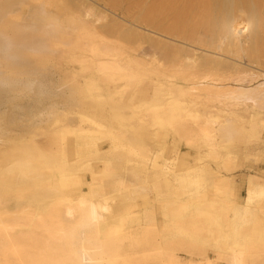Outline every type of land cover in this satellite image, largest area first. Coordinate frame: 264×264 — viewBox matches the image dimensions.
<instances>
[{
  "label": "bare ground",
  "instance_id": "bare-ground-1",
  "mask_svg": "<svg viewBox=\"0 0 264 264\" xmlns=\"http://www.w3.org/2000/svg\"><path fill=\"white\" fill-rule=\"evenodd\" d=\"M27 1L0 0V96L39 94L33 75L41 73L28 68L27 54L55 49L75 87L62 94L106 102L108 113L82 112L73 126L54 105L47 130L33 127L29 138L0 115V264H264V179L250 175L241 201L234 174L249 169L241 162L248 155L233 151L263 142L264 91L241 82L264 64V0H151L143 17L156 24L165 9L187 21L165 33L187 47L155 26L146 33L112 18V4L130 0H32L23 19ZM112 36L138 50L148 44L151 55L118 54L105 46ZM125 110L147 150L136 174L147 175L154 160L162 178L154 201L146 182L122 177L117 159L88 175L76 165L103 156L84 124L99 134L109 128L111 149L130 145L132 153ZM187 157L196 161L188 173Z\"/></svg>",
  "mask_w": 264,
  "mask_h": 264
},
{
  "label": "rangeland",
  "instance_id": "rangeland-1",
  "mask_svg": "<svg viewBox=\"0 0 264 264\" xmlns=\"http://www.w3.org/2000/svg\"><path fill=\"white\" fill-rule=\"evenodd\" d=\"M102 4L104 3L101 2V8H103ZM152 4L153 1L151 0H130L129 2L125 1L121 5L112 4V9L114 12H111L114 14H112L111 16L112 18L119 19H122L121 17H126L128 21H137L139 24L143 25V28L141 30L146 33H150L149 28L155 26V28H158V31H164L163 33H161L163 34V36L159 35L161 38L167 41H174L187 47V41L186 43L184 42L185 44H183L181 43L182 41L180 39L171 40L172 37L170 36V34L165 36L166 32L172 33L173 27L178 24L179 20H181L173 16L171 11H167L165 9V11L163 10L164 13H162L163 11H161L158 19L159 22L156 24L147 21L143 17L142 12L149 11ZM32 5H34L32 0L25 3L23 9L24 12L21 15L23 19H29L31 11L30 7ZM181 22L183 24H187V21L181 20ZM106 40L109 43L105 44V46H109L110 48H119L116 50L119 51V53L117 52L118 54H120L121 51H124L126 54L135 52L136 50H138L139 46V43H130L125 39H119L113 36L107 37ZM144 50H147L146 53L151 55V49L148 44L142 45L137 54H145L143 53ZM55 51V49H49L39 55L27 54V56L29 57V60L27 61L28 68L31 70V67H33L39 70L41 73L33 75V81H37L36 84L40 85V95L38 93H33L31 94V96H25L19 94V92H15V94L11 93L8 95L0 96V115L5 116L6 122H12L8 124V126L11 127L12 130L17 132L15 133L16 136H18L17 134H21V136L29 138L34 132L38 131L37 129H33V132L30 134L31 128L33 127L47 130L49 126L48 124L50 122H53V115L49 114L52 113L53 109L51 108V106L54 105H56L54 108L62 113V121H66L68 122V124H71L73 126H78L80 124L79 118L80 113L82 112H85L89 117L97 118L98 120H103L102 114L105 111L106 113H108V105L106 102H99L91 98L78 96L75 97V100H72L70 97L64 96V94H62L63 91H71L74 90L75 87L73 86L74 83L72 78L69 75H66L67 70L65 71L64 68H66L67 65L65 63L64 57H62V54L56 53ZM159 60L165 61L163 57H161ZM248 71L249 72L243 77L244 80L243 82H241L242 86L248 89L264 91V64H262V66L260 67L253 65L248 68ZM122 98L123 99L120 103H122V101H125L126 96H123ZM64 114L67 115L63 116ZM131 114L132 113L129 110H125L126 120L123 122V132L126 133L129 138H135V134L133 133L134 131L132 129V127L135 125V120H129ZM108 123V126L112 130H117L121 126L119 124H111L110 121ZM131 124L132 126H129ZM84 126L92 129L96 139L98 140L99 146H102L103 156H100L97 159H93L89 163H77L76 165L78 169L82 173L88 175L89 172H83V170L91 167L93 164L95 165L96 163H98L99 168L101 166L100 162H103L101 160L107 158L117 159L119 160L118 162H121V166L126 169V171L121 174L122 177H124L130 184H134L137 186H142V184L146 182V184L148 185L146 193L149 195L152 201L156 200L157 195L154 185H156L158 182H162V178H160V176L157 174L158 170L156 168H152L154 160H149V165H151L149 166L150 170L146 173L147 175L142 173L136 174L135 171L142 170V162L144 161L142 156L145 152H147L144 147H139L136 142V138L134 139V141H131V146L134 147L132 153H130V145H128L127 147H118V145H120L118 143L114 149H111L112 142L108 136L109 128L105 129L102 134H99L95 132V130L98 129L97 126L90 124H84ZM21 136L19 137L21 138ZM23 140L25 139L23 138ZM262 141L263 142L256 141L255 139H247L243 142H240L241 144H235V148L233 149L234 152L240 154L239 156L248 155V158L245 160L241 159V162L246 164L249 169H237L234 174L236 193L241 201H243L244 197L246 196V181L250 175L262 177L264 179V133L262 134ZM146 144L149 148H152V151H157V148L151 145L150 140H147ZM162 157L167 159L168 157H170V154L168 155L167 153H165L162 155ZM195 164L196 161L192 157H187V173L188 168ZM155 205L153 206L155 207Z\"/></svg>",
  "mask_w": 264,
  "mask_h": 264
}]
</instances>
